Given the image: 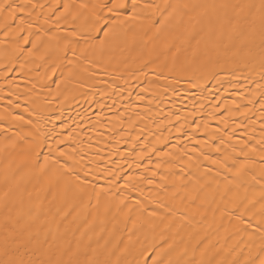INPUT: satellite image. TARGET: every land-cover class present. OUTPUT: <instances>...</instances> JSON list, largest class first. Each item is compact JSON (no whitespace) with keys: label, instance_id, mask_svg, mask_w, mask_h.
Returning <instances> with one entry per match:
<instances>
[{"label":"bare ground","instance_id":"6f19581e","mask_svg":"<svg viewBox=\"0 0 264 264\" xmlns=\"http://www.w3.org/2000/svg\"><path fill=\"white\" fill-rule=\"evenodd\" d=\"M60 2L71 6L66 21L58 28L53 22L38 51L29 53L30 45L22 50L0 32V250L7 238L10 244L23 240L30 252L29 238L43 243L47 236L54 251L79 246L100 261L129 264L144 249L151 257L161 236L176 240L174 260L188 259L194 249L199 256L202 237L212 250L235 246L240 237L221 226L227 221L219 213L213 216L215 204L199 207V201L181 203V197L201 186L212 192L219 184L222 190L225 177H232L212 161L227 156L231 166L245 140L248 163L256 167L243 179L258 177L264 157L261 13L190 7L177 10L160 33L137 25L110 47L84 50L71 43L70 33L74 17L85 11L79 6L93 0ZM168 2L247 6L261 0ZM66 43L75 56L63 51ZM194 51L201 54L197 61ZM206 51L210 66L203 63ZM45 156L48 164L41 168ZM68 156L79 161L77 172L85 164L92 170L96 188L83 197L74 177L61 169ZM109 173L120 177L114 185ZM129 176L136 191L125 187ZM161 202L181 213L187 208L183 228L179 214L167 230L149 218ZM152 223L158 226L150 228ZM245 244L244 254L248 248L254 254L259 241L245 237ZM185 247L188 256L181 257Z\"/></svg>","mask_w":264,"mask_h":264},{"label":"snow or ice","instance_id":"6c2138e0","mask_svg":"<svg viewBox=\"0 0 264 264\" xmlns=\"http://www.w3.org/2000/svg\"><path fill=\"white\" fill-rule=\"evenodd\" d=\"M70 7V5L61 3L60 0H0V32L3 33L6 41L12 39L20 44L22 50L24 45H30L31 47L27 49L29 53L32 50L38 51V46H42L44 39L53 31V22L58 28L62 19L66 21L65 14ZM79 7L85 11L74 17L76 23L70 37L72 38L71 43L85 46L84 50L96 48L103 50L110 47L118 43L125 33L132 31L137 25L147 26L148 29L154 28L157 33H160L168 25L170 19L176 15L177 10H186L190 7L206 10H227L234 7L255 8L261 13V19L264 22V0H261L259 5L247 6L226 3L189 6L170 3L168 0H93L91 4H82ZM212 31L214 29L210 23L209 32ZM63 51L65 53L72 52V55L75 56V50L67 43ZM200 55L194 51L192 53L193 60H199ZM203 55L206 57L203 63L210 66L213 63L210 52L206 51ZM261 68L264 70V61L261 63ZM53 74H55V68ZM243 144L244 148L241 149L240 156L232 159L231 166L228 164L230 157L227 156H225L224 161H212L213 165L219 164L232 177L231 179L225 177L227 182L222 190H220L219 184H217L216 190L212 192H206L205 188L201 186L195 189V195L181 197V203L185 199H188L192 204L199 201V207L215 204L216 207L211 209L213 216L215 217L216 213H219L221 221H227V225L222 223L221 226L225 227L226 231L229 228L232 229L231 235L240 237V242L227 249L221 246L212 250L211 242L207 237H202L198 241L199 256H197V250L194 249L188 259L177 258L174 260L171 257L172 253L176 251V240L172 237L165 239L161 236L163 243L153 249L151 257L145 255L148 250L144 249L140 252V260L129 262V264H264V157L261 158L259 164L258 177L251 175V182L244 180L243 177L250 175L256 165L255 162L251 165L248 163L252 157L250 153L245 151L247 140ZM41 146V142L38 141L37 152ZM219 151L220 149L217 148V152ZM255 151L256 149L253 148L252 152ZM261 151H264V148ZM65 155V152L60 151L61 157ZM43 159L44 165L40 166L41 168L48 164V156L43 157ZM78 164L79 161L76 160L75 156H68L65 163L61 165V169L67 175L74 177L79 185V195L83 197L87 194V189H95L96 185L92 183V170L88 168L87 164L77 172ZM109 175L112 177L113 185L120 178L114 173H109ZM217 175H221V173L218 172ZM133 179L129 176L125 187H130L131 191H136V186L131 183ZM148 183L151 184L152 181L149 180ZM257 188L259 189L258 196L256 195ZM110 191V188H100V192ZM119 191L120 189L117 188V192ZM201 193H204L203 198H201ZM99 203V196L97 195V205ZM136 203L139 204L140 201ZM177 214L180 215L181 221L179 228H183L184 222L188 221L187 208L183 209L181 213L180 209H174L172 205L161 202L155 210L148 213V216L153 221L158 220L167 230L172 228V222ZM197 214L201 215V219H203V214ZM157 226L155 223L149 224V227L153 229ZM245 237L251 243L256 240L259 241L254 254H252L251 248H248L249 254H244L245 247H248L247 244L241 247ZM28 242L33 245L30 252L23 240H16L10 244L6 238L2 250H0V264H109L107 261L90 257L86 251L82 252L79 246L74 250L57 249L54 251L47 236H45L43 243L39 239L33 241L31 238ZM181 242H183L182 237ZM22 248H24L23 251ZM186 256H188L187 247L183 248L181 252V257Z\"/></svg>","mask_w":264,"mask_h":264}]
</instances>
